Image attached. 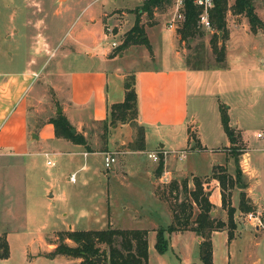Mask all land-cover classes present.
<instances>
[{
  "label": "crops",
  "instance_id": "obj_1",
  "mask_svg": "<svg viewBox=\"0 0 264 264\" xmlns=\"http://www.w3.org/2000/svg\"><path fill=\"white\" fill-rule=\"evenodd\" d=\"M55 1L61 2L60 0ZM121 7L123 6L117 5L115 0H90L85 4L83 14L65 30L71 37L67 49H73L72 51L78 54L73 57L72 62L75 65L64 68L63 62H71L66 49L62 51L61 59H56L52 65L47 66L46 61L58 50L59 41L49 42L47 36H42L39 32L34 36L39 37V42L36 40V43H39L37 52L41 56L46 55L43 59L41 56H35V43L33 46L31 44L32 49L25 57H21L22 52L6 51L4 53L1 62L5 66L0 69V156L25 157L37 153L48 154L45 150L41 151L42 149L53 150L51 153H59L58 149L66 146L71 149L70 154L81 156L84 163L91 154L103 155L104 151L89 152L82 145L54 137L53 126L48 122L51 116H43L42 119L35 116L30 120L29 107L35 102L36 111V105L41 101L40 84L36 80L39 76L63 78L65 86L57 95L62 98L63 106L57 108L55 113L61 112L70 125L78 127L74 131L85 136L87 130L85 128L81 130V125L99 123L107 118V107L123 99V82L134 63L133 61L128 63V67L122 71L120 66L114 63L116 59L111 51L112 47L102 44L107 39L108 34L105 32L107 28L125 23L119 18H114L113 15H108L113 8ZM254 11L263 22V28L254 33L250 32L243 15L227 12L225 18L227 35L223 42L224 68L192 69L186 66L181 52L175 48L174 43L178 41V36L174 29L167 28V26L166 29L169 32L159 35V39L165 44L161 49H152L150 36L155 37L153 27L157 24L153 19L150 25L145 24L143 20H138L143 26L150 51L145 45L130 46H139V48L143 46L142 51H146L144 53L146 61L155 59L160 61V65L156 68H137L133 69L132 73L136 95V119L143 129L142 150H144L147 138L154 136L158 141L154 151H164V154H161L163 160L161 173L157 176L151 175L150 168L141 173L151 200L162 201L166 206L168 216V206L158 197L155 189L162 188L169 181L183 177L188 179L187 186L192 188V176L201 177L204 181L203 187L209 193L208 200L214 209L210 211V214H215L218 208H221V211L224 210L221 207L219 185L210 174L211 168L215 165L224 167L225 172L232 179L236 168L240 171L242 184H234L236 191L231 192L230 188L225 190L229 191L230 206L236 208L239 192L242 191L248 203L253 208L258 207L253 189L249 185V176L254 173V170L248 165L247 130L245 128L248 121L257 118L264 127V14L261 15L258 12L257 6ZM139 17L141 18V14ZM132 24V21L129 22L126 28L114 35H122ZM7 38L9 39L10 35ZM118 56L121 57V54ZM168 58L171 62H168ZM46 66L49 69H46ZM109 74L115 78V84L110 88H108ZM34 84H38V87ZM33 87L35 89L30 93ZM248 91L253 96L246 94L244 97L242 94ZM233 94H235L232 96L233 99H229L228 97ZM256 101L261 103L259 109H255ZM221 104L225 106L228 125L234 131L235 142H231L223 132L219 118V105ZM31 130H34L35 136H32ZM259 131L251 132L253 139H257L255 133ZM230 144L239 145L237 153L232 156L220 150L221 147H227ZM206 145L210 148L202 152L206 149ZM107 146H109V141ZM208 152L209 156L205 155ZM84 163L78 169H82ZM131 173L133 172L127 171L126 175ZM161 177H165L166 182H161ZM147 178L149 181H146ZM47 197H52V194H47ZM125 208V206L122 207V209ZM147 215L152 216V214L147 212L143 215L144 220L150 223ZM152 218L153 222L150 226H140L139 229L155 233L156 220L153 216ZM219 219L225 221L223 218ZM107 225L111 226L112 223L108 222L104 227ZM73 227L70 224L66 229L52 230L53 233L50 234L53 238L49 242H45V237L42 235L44 239L40 237L41 246L29 254L23 251L24 260L28 261L27 264L77 263L78 258L47 255L55 245L56 236L54 235L57 234L55 232L75 230L72 229ZM218 231H225V229ZM215 232L213 231L210 235L212 264H214L212 237ZM172 233L186 234L187 241L191 242L198 253L200 238L193 231L181 230ZM252 234L255 236L254 233ZM230 240L226 238L227 243ZM149 247L147 242L148 255ZM225 262L229 264L228 256L225 257ZM0 264H6V258L0 259Z\"/></svg>",
  "mask_w": 264,
  "mask_h": 264
},
{
  "label": "rangeland",
  "instance_id": "obj_2",
  "mask_svg": "<svg viewBox=\"0 0 264 264\" xmlns=\"http://www.w3.org/2000/svg\"><path fill=\"white\" fill-rule=\"evenodd\" d=\"M60 1L0 0V69L5 66L2 65L1 60L6 51L22 52L21 57H25L35 43V56H41L37 52L39 43H36V40L39 42V37L34 36L38 32L42 36H47L49 42L59 41L58 50L46 61L47 66L52 65L54 60L62 58L61 53L67 49L71 38L65 30L83 14L84 6L90 0ZM115 2L123 7L113 8L108 15H113L114 18H119L125 23L112 26L110 31L105 30L108 35L102 44L106 47H110L111 41L116 44L111 51L115 53L114 63L119 65L122 71L131 61L134 62L132 68L128 70L126 76L128 79L133 69L156 68L160 65V61L158 59L146 61L144 59L146 51H142L143 46L117 49L121 35L114 34L126 28L129 22H133L141 1L115 0ZM94 6L96 7L97 4L95 3ZM173 10L174 7L170 4L163 10L155 11L154 16L149 17L142 13L141 18L138 17L139 20L145 21V24L150 25L153 20L157 24L153 27L155 37L150 36L152 49H161L165 44L159 39V35L169 32L166 24L172 17ZM257 10L261 15L264 14V0L257 6ZM198 30L201 34L186 43L175 41V48L181 52L186 66H214L216 64L208 43L211 30L202 28ZM72 50L69 48L66 50L71 62H63L64 68L75 65L72 62L73 57L78 54ZM120 54L121 57L118 56ZM41 57L43 59L46 55ZM168 62H171L170 58ZM47 66L46 69H49ZM108 76V88H110L115 84V78L110 74ZM36 80L40 84L42 95L41 101L36 105V111L35 102L29 107L30 120L35 116L40 119L43 116H53L56 109L63 106L62 98L57 96L60 89L65 86L63 78L39 76ZM34 85L38 87V84ZM246 94L253 96L250 91L242 95L245 97ZM234 95L228 98L233 99ZM256 102L255 109H259L261 103ZM258 120L257 118L248 121L245 128L248 165L254 170L249 176V185L253 189L254 199L258 206H261L264 204V138L253 139L251 136L253 130L264 131L263 123ZM139 127L136 117L123 123L116 122L107 129L103 122L81 125V130L84 128L87 130L85 138L92 150L106 147L104 152L114 157L115 161L108 168L103 166L102 154H91L84 163L81 156L69 153L71 151L69 146L58 149L59 153L42 149L41 151L45 150L48 153L46 155L37 153L25 157L0 156V234H5L8 244L6 264H27L28 261H25L22 255L23 251L32 253L41 246L42 235L45 237V239L42 237L45 242H49L53 238L50 234L53 233L52 230L66 229L70 224L75 230L103 228L108 222L112 223V227L117 228H139L150 226L153 222L152 216L156 220L154 224L157 228L168 224L170 213L168 216L162 201L151 200L141 173L150 168V174L155 176L156 162L148 159L146 153L150 150L154 151L158 141L156 137L150 136L146 140L144 150H139L140 145L136 141ZM73 128L77 130L78 127ZM31 134L35 136L34 130H31ZM108 141L109 146H107ZM238 147V144H230L221 147L220 150L232 156L237 153ZM209 148V145H206V149L202 152L208 151ZM208 154L210 153L205 155L209 156ZM47 160L50 164L45 163ZM83 163V168L78 169ZM227 165L230 167V163ZM127 171L133 173L126 175ZM71 172L74 173L73 182L68 180ZM162 179L163 177L161 182ZM146 181L149 179L147 178ZM230 190L233 192L236 188L230 187ZM47 194H52V197H47ZM225 196L229 197V192L225 191ZM123 206L126 208L122 209ZM147 212L152 214V216L147 215L150 223L143 218ZM244 212H240L236 206L233 212L234 235L229 243L226 242L225 231H216L213 235L214 264H226V256L229 264H264V228L254 231L255 229L243 221ZM213 215L226 220V211H221V208L216 209ZM148 231L146 236L150 245L148 264H202L196 249L190 241H187L186 234L164 232L167 246L164 252L157 253L153 247L155 233ZM65 242L73 245L69 240ZM74 260L78 261V259Z\"/></svg>",
  "mask_w": 264,
  "mask_h": 264
},
{
  "label": "trees",
  "instance_id": "obj_3",
  "mask_svg": "<svg viewBox=\"0 0 264 264\" xmlns=\"http://www.w3.org/2000/svg\"><path fill=\"white\" fill-rule=\"evenodd\" d=\"M263 0H212V5L207 9L209 29L211 30L208 39L209 47L216 65L201 67L188 66L192 69L199 68H224V40L227 35L226 14H241L248 23L250 32H256L263 28L262 20L256 15L254 9ZM172 5V0H143L134 18L132 26L121 35L117 49L122 50L130 45H145L150 51L142 24H139L138 17L144 13L152 16L157 10H163ZM201 9L192 0H183L180 12L182 20L177 23L176 35L178 41L186 43L193 37L200 35L197 20ZM149 25V24H147ZM218 33H220L218 35ZM115 54V53H113ZM188 65V64H187ZM124 95L121 102L111 104L107 107V117L103 122L105 129L116 122H127L132 117H136V95L134 90L133 75L123 82ZM219 118L223 132L231 142H235L234 131L228 125V118L224 105H219ZM48 122L53 126V134L56 138H62L73 144L82 145L86 151H94L87 144L85 136L77 131H72L73 126L69 124L65 116L59 112L48 118ZM106 122V124H105ZM136 141L139 143V150L143 149V129L140 126L136 133ZM191 138H193L191 136ZM106 151V147L98 149ZM236 162V158H234ZM163 160L159 154L154 168L155 176L162 171ZM211 176L217 181L220 188L221 207L226 211V220L210 214L212 204L208 200V192L203 187L201 177L192 176V188L187 186L186 177L179 180L169 181L162 188L155 189L159 198L168 205L170 221L165 227L155 229V239L153 247L157 253H162L166 249L167 240L163 233H172L181 230H191L200 239L198 243V257L202 264H212L211 262V241L210 235L213 231L225 229L226 238L233 237L235 223L233 221L234 208L229 204V197L225 196L226 188L233 187L240 181V171L235 170L232 179L225 172L224 167L215 165L211 168ZM229 192V191H226ZM228 194V193H227ZM237 209L240 212L253 210V206L248 203L244 193L239 192ZM147 231L139 228H117L107 225L102 229L88 230H66L56 234L53 249L48 256L64 255L70 258H78L79 261L73 264H148L147 254ZM73 242L68 245L65 241ZM8 256V245L5 234H0V259ZM100 256V262L96 263L92 257Z\"/></svg>",
  "mask_w": 264,
  "mask_h": 264
},
{
  "label": "built area",
  "instance_id": "obj_4",
  "mask_svg": "<svg viewBox=\"0 0 264 264\" xmlns=\"http://www.w3.org/2000/svg\"><path fill=\"white\" fill-rule=\"evenodd\" d=\"M141 2L143 0H140ZM183 0H172V6L174 7L173 15L170 20L167 22V28L176 29L177 23L182 20V14L180 12V8L182 7ZM192 2L198 6L201 11L198 15L197 26L202 29H209V21L207 17V9L212 5V0H192ZM110 31V29H106ZM110 46L114 48L116 44L112 41ZM255 137L264 138V131H259L255 133ZM159 154H164V151H150L146 153V157L150 159L152 162H157ZM46 155V154H45ZM115 161L114 157L107 153H103V166L105 168L110 167V165ZM46 164H50L47 160ZM68 180L70 182L74 181V173H70L68 175ZM163 182H166L165 177L162 179ZM243 221L248 224V226L253 229L264 228V204L254 208L251 211H247L243 213ZM243 222V223H244Z\"/></svg>",
  "mask_w": 264,
  "mask_h": 264
},
{
  "label": "water",
  "instance_id": "obj_5",
  "mask_svg": "<svg viewBox=\"0 0 264 264\" xmlns=\"http://www.w3.org/2000/svg\"><path fill=\"white\" fill-rule=\"evenodd\" d=\"M58 112H59V109H58ZM72 131H74V129H72ZM92 259H93L96 263H99V262H100V256L92 257Z\"/></svg>",
  "mask_w": 264,
  "mask_h": 264
}]
</instances>
